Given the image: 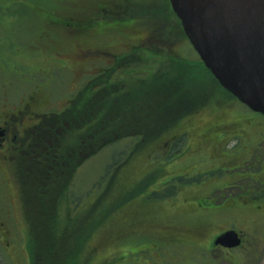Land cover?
Returning a JSON list of instances; mask_svg holds the SVG:
<instances>
[{
  "label": "flooded vegetation",
  "instance_id": "1",
  "mask_svg": "<svg viewBox=\"0 0 264 264\" xmlns=\"http://www.w3.org/2000/svg\"><path fill=\"white\" fill-rule=\"evenodd\" d=\"M8 3L16 5L10 22L19 19L18 12L25 13L20 19L35 31L31 48L26 44L23 48L27 49H22L10 42L13 54L17 53L12 66L7 60L0 61V71H12V79L27 84L18 88L4 83L0 99V245L15 243L17 233H23L21 238L27 243L29 226L49 222L39 215L53 212L63 223L66 217L82 220L84 208L92 206L103 192L109 208L104 214H94L103 216L101 223L105 217L108 221L103 223L105 227L94 229L91 237L109 235L115 251L119 245L128 248L129 239L138 234L135 226L140 225L139 233L144 234L169 227L160 219L172 214L155 208L150 204L152 199L166 198L173 210L208 211L194 205L188 195L183 196L191 190L187 180L193 170L204 163L217 164L221 169L241 164L249 157L251 143L264 132L263 123L232 114L226 106L215 107L216 111L209 112V120L203 119L206 108H202L183 118L179 126L165 130L127 129L134 126L135 119L125 115L116 117L117 125L112 129L105 123L108 103L137 100L139 81L160 67L174 69V60L184 56L178 49L179 34L174 25L171 27L169 13L165 17L170 21L158 25L145 19L142 1L136 0H91L88 6L85 0ZM12 36L16 37L15 31ZM3 45L0 42V47ZM24 54L29 61L26 66L17 61ZM123 118H127L126 124ZM202 120L200 127L196 121ZM157 132L165 137L160 146L149 140L138 143L141 137ZM127 138L130 146L122 163L109 172L103 187L86 195L84 208L72 203L70 192L80 167L107 145ZM231 142L234 144L229 146ZM144 146L148 149L140 153L146 157L159 156L153 155L158 150L154 146L166 156H159L158 161L155 158L150 168L134 176L142 156L137 152ZM148 179L152 180L146 183ZM149 185V193L142 195ZM167 187L174 191L167 194ZM138 201H147L153 211L146 214ZM227 209H244L250 218L264 210V201L260 205L242 201L240 205L229 204ZM234 228L243 241V231ZM25 249L23 263H37L26 245Z\"/></svg>",
  "mask_w": 264,
  "mask_h": 264
},
{
  "label": "rangeland",
  "instance_id": "2",
  "mask_svg": "<svg viewBox=\"0 0 264 264\" xmlns=\"http://www.w3.org/2000/svg\"><path fill=\"white\" fill-rule=\"evenodd\" d=\"M8 1L9 0H0V37H2L0 38V42H3L4 44L2 47H0V61L7 60L8 65L12 66V58H16L17 53L13 54V48L6 43L13 42V45L15 44L17 47L19 46L22 49H27L30 47L29 44L33 42L31 35L32 31L35 30H33L34 27L32 28L27 24L26 20L20 19L25 15V13L21 15L20 12H18L17 18L19 19L16 20L15 23L10 22L9 19L11 18L10 13H12V7H16V5L10 4ZM141 1L145 15H147L149 11L154 12L153 10L158 9L159 2H163L161 0ZM89 2H91V0H85V4L87 6L89 5ZM149 19L151 22L154 21L158 23H164L165 21H168L167 19L161 20L158 14H154V16L152 15L149 17ZM15 27L16 30L14 29ZM13 31L16 32L15 38L12 36ZM178 41L180 42L178 44V49L180 48L181 53H183L186 58L193 60L198 58V55L191 47L188 40L186 41L179 39L178 37ZM26 44L27 48H23ZM24 57L25 54L21 55L20 57L18 56L17 60L20 61L22 66H26V64L29 63V61ZM37 62L39 63V61ZM12 77H14L12 71H7V73L0 71V99L3 98V84L6 82H10L12 86H18V88L22 86L25 88L27 86L25 83L15 81V79H12ZM34 77L36 76H31V78ZM214 92L215 88L213 87L210 94ZM217 98L219 99H213V101L209 103L208 106L203 107L206 108L205 113L202 116L204 120H209V112H213L212 110H215V107L221 108L226 106L229 110H231L232 114L236 112L234 114H242L247 118L250 117L253 120L264 124V116L262 114L251 111L248 107L242 105L238 100H229V98L225 96H218ZM204 120L196 121L197 125H200L201 127ZM160 136L161 137L158 140L152 141V143L155 145L159 143L157 147L160 146L161 142H163L165 139L164 135ZM129 142L130 141L128 138L112 142V144L107 145L102 150V152L93 155L92 158L82 166V168L80 167L78 173L74 177V184L70 192L72 198H76V200H74V198L72 199V203L78 202L80 205H83L79 208H84L86 195L92 193L93 190H98V187H103L109 172L114 169L115 165L120 162L122 163L124 152L130 146ZM232 144L234 143L231 142L229 146ZM147 147L148 146H144L137 152V154L139 153L138 155H142L143 158L141 156V159L137 160V170L134 171L136 173L134 176H137V174H142V172H145L148 168H150L149 164L154 163L156 157L153 156L149 158L140 153L144 150H147ZM154 149L158 150L154 151L153 155H159L163 158L166 156L164 152H161V148L154 147ZM231 149L232 148L229 147V150ZM249 150V157L239 165H232L221 169L217 166V164L204 163V165H200L193 170L192 174L190 175L191 177L187 180L189 181V188L191 190H189L188 193L184 192L183 196L188 195L190 201L194 205L197 204V207L201 210L208 211L205 213H201L199 211L198 214H201L205 217L204 222H202L204 227H200L199 231L197 232L191 231L193 234L187 232V239L191 242L186 241L184 244H182V255L180 253L178 256L179 261L177 264H180V262L183 264L182 260L186 259V262L188 261L187 263H190L194 258L196 261L197 258L208 257L209 255L206 254L205 256L202 253L212 251L210 244L211 239H213L215 235L219 234L220 231H223L230 226L236 227L240 231H243L245 234L243 245L246 247L248 246V248L242 252V256L238 258V262L240 264H264V210L260 209V212H256V214L254 213L255 215H252L249 218L248 215L244 213V209H240V211L227 209L229 204L240 205L242 201H246L249 205H260V203L264 201V132L261 133L260 137L254 139ZM229 152L231 154L234 153L233 151ZM159 156L156 158L157 161L160 158ZM124 167L125 166L123 165L122 168ZM151 180L152 179H148L146 183ZM217 185H219V187H217ZM150 188H152L151 185L145 188L142 192V195H147L150 191ZM172 189L173 188L170 187L165 188V190L168 191L167 194L171 193V191H174ZM176 196L177 195L173 196L172 198L174 199ZM150 201V204L158 206V208H162L164 213L176 214L178 212L173 210L170 205V201L166 200V198L160 197L157 200L152 199ZM139 202L140 201H138L137 205ZM73 212L74 209L72 213ZM195 212L194 210H187L184 212L179 211L178 215L173 216V218L170 219V223H177V219H180L182 222H186L188 219L193 217L190 216L194 215ZM164 219L165 218H161L160 222L162 221V223H164ZM105 221H108L106 217L99 225V228L105 227V224H103ZM188 224V222L184 223L183 226H188ZM135 227H138V230H136V228L133 230L138 231L139 234L140 225ZM141 229H143V223L141 224ZM15 231L17 232L19 229L15 228ZM162 232L164 234L165 231ZM146 234H148V231ZM156 235L153 236V240L150 243H148V241L132 242L129 239L130 242L128 243L129 248L127 251L124 250L123 252H117V254H115V252L111 253L114 248L106 247V249H103L101 252L98 251V253H102L101 255L105 257L111 253L112 257L110 256L109 259L114 260L111 264H153V259L156 261L154 264H160L161 261L159 260H161V257L158 249L162 248L165 250L167 246L164 245L159 247L158 243L162 242L160 239L163 235ZM21 237L23 238V233H21V235L20 233H17L15 243L12 242L9 247L5 246L4 244L0 245V264H24L23 260L25 256H27L25 249L26 241ZM181 237L183 238L184 236L178 234L174 238L178 239ZM95 240H97V238H92V242ZM178 241L179 240H177L173 245L180 246ZM148 246L150 248L152 247L153 250H151V252L142 251L143 247ZM198 247H202L203 249L195 252ZM176 248L179 249L180 247ZM171 250L174 252L172 253L173 255L176 254V250ZM213 252L215 256H213V258H211L207 264H235L237 255L240 254V251L235 249H218L213 250ZM197 263L201 264V262L198 260Z\"/></svg>",
  "mask_w": 264,
  "mask_h": 264
},
{
  "label": "trees",
  "instance_id": "3",
  "mask_svg": "<svg viewBox=\"0 0 264 264\" xmlns=\"http://www.w3.org/2000/svg\"><path fill=\"white\" fill-rule=\"evenodd\" d=\"M141 0H136V2H140ZM163 2H159V7L156 10L149 11L145 17H147L148 22L151 23L149 17L154 14H158L161 20L167 19L170 21V18L165 17L166 13H169L171 18H173V22L171 24L172 28H176L178 30L179 39L185 40L186 37L184 35L183 29H181L180 21L173 14L171 8L169 7L168 0H161ZM159 24H162L160 22ZM174 25V27H173ZM10 45L11 43H6ZM11 47V45H10ZM1 49V48H0ZM159 62V60L157 61ZM175 68L168 69L160 67L155 69L154 72L149 73V77L144 78V80L139 81V86L136 87V98L137 100L133 101H125L121 104H117L116 102L108 103L105 108V123H107L108 128H114L116 123V117L120 116H130L135 119L134 126L126 127L130 128H138L140 130H153L157 129L165 130L169 127H177L179 126L183 118L191 115V113H195L201 110L203 107L208 106L209 103L213 101V99H219L220 97H228L229 100H237L236 97L231 95L225 88H223L214 76L208 71L205 67L204 63L196 59L186 58L185 56H181L179 59L174 60ZM144 81V82H143ZM215 88V94L212 93V88ZM220 106V105H219ZM127 118L122 119V123L126 124ZM161 133L154 135H146L141 137L138 140L139 144H147L151 141L158 140L161 136ZM144 141V142H143ZM150 142V143H151ZM153 145V144H152ZM158 145V144H157ZM155 145V146H157ZM154 146V147H155ZM66 187H63V190ZM102 190V189H99ZM103 192V191H102ZM108 198L103 194L97 199V201L90 207H85L82 211V220L75 218H65L62 222L61 219H57V216L54 215L53 212L48 215L38 217L42 220V218L46 219L48 224L45 222H39L36 225H31L27 229V250L30 253L31 259H35L37 263L33 264H111L113 263V259H109L111 253L115 252H123L127 251L128 248L125 246L117 247V250L111 251L109 255L102 256L99 252L106 247H111V237L109 235L99 236V239L92 242V231L94 229L99 228V224L103 220V216H97L94 213L104 214L107 212L109 208V204H107ZM52 201H49L51 205ZM140 209L146 211H153V206H148L147 201L139 202ZM157 206H155L156 208ZM52 209V208H51ZM50 209V210H51ZM103 209V210H102ZM214 210V209H213ZM178 211V210H174ZM196 211V212H195ZM200 210L195 209L194 215H191L188 221H180L177 219V223H170V219L173 216L178 215L179 211L172 215L164 216L163 221L166 224H169V227H166L164 234L163 232H153L151 234L139 233L138 235L133 234L132 242H140V241H148L150 243L153 240V236L163 235L160 239L162 242L158 243L159 247L167 246L166 249L159 248V254L161 257L160 264H177L179 261L178 256L181 253L182 244L186 241L191 242L187 239V232L190 234L192 232L199 231L200 227H204L203 223L205 217L201 214H198ZM184 212V211H180ZM201 213H205L200 211ZM148 218V216L146 215ZM194 219V222H193ZM133 221V219H131ZM189 223L188 226H183L184 223ZM134 222L131 224L133 225ZM191 223V224H190ZM171 224V225H170ZM185 228V229H184ZM185 231V233H184ZM154 234V235H152ZM183 235L184 237L175 239L176 235ZM185 234V235H184ZM159 240V241H160ZM178 241L180 246H174L173 244ZM129 241V242H130ZM147 243V244H148ZM110 244V245H109ZM197 244V243H196ZM201 245V244H200ZM176 247H180L177 249ZM248 246L242 245L235 250H239L240 254L237 255V259L235 264H240L238 262V258L242 256V252L246 250ZM171 249L176 250V254ZM203 249L202 247H198L197 251ZM152 247H143L142 251L151 252ZM208 250V249H206ZM205 250V251H206ZM234 250V249H233ZM35 254H37V258H35ZM208 257L204 258H189L193 261L187 263L186 260H182L183 264H198L197 260L201 262V264H207L213 258L214 252L207 251L206 253H202ZM182 255V253H181ZM112 257V256H111ZM156 261L153 259L152 263L154 264ZM186 262V263H185ZM181 264V262H180Z\"/></svg>",
  "mask_w": 264,
  "mask_h": 264
},
{
  "label": "water",
  "instance_id": "4",
  "mask_svg": "<svg viewBox=\"0 0 264 264\" xmlns=\"http://www.w3.org/2000/svg\"><path fill=\"white\" fill-rule=\"evenodd\" d=\"M199 59L218 83L264 115V0H169ZM213 247L241 245L230 227Z\"/></svg>",
  "mask_w": 264,
  "mask_h": 264
}]
</instances>
